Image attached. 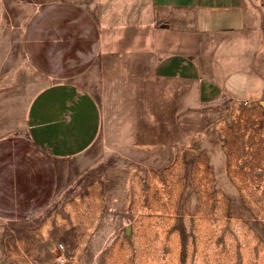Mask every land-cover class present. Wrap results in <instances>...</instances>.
<instances>
[{"label":"rangeland","instance_id":"374dc122","mask_svg":"<svg viewBox=\"0 0 264 264\" xmlns=\"http://www.w3.org/2000/svg\"><path fill=\"white\" fill-rule=\"evenodd\" d=\"M67 1L89 9L90 0ZM62 2L11 1L2 103L21 122L37 91L74 80L98 97L101 131L58 162L42 212L0 220V264H264V96L197 105L164 89L156 106L148 93L139 107L138 83L101 62L104 52L59 49V40L42 71L43 51H25L26 28Z\"/></svg>","mask_w":264,"mask_h":264},{"label":"crops","instance_id":"0c3cea01","mask_svg":"<svg viewBox=\"0 0 264 264\" xmlns=\"http://www.w3.org/2000/svg\"><path fill=\"white\" fill-rule=\"evenodd\" d=\"M11 1L0 0V52ZM57 8L45 7L26 28L25 51H43L42 71L59 40V49L104 52L101 62L138 83L139 107L148 93L156 106L164 89L197 105L264 96V0H90L89 9L64 0ZM1 95L0 220H27L51 202L58 162L94 145L102 108L93 92L64 80L37 91L16 122Z\"/></svg>","mask_w":264,"mask_h":264},{"label":"built area","instance_id":"2783aa9c","mask_svg":"<svg viewBox=\"0 0 264 264\" xmlns=\"http://www.w3.org/2000/svg\"><path fill=\"white\" fill-rule=\"evenodd\" d=\"M249 101H245V104L247 105ZM35 264H40L39 262H36Z\"/></svg>","mask_w":264,"mask_h":264}]
</instances>
